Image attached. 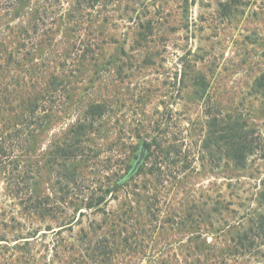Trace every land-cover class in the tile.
<instances>
[{
    "label": "rangeland",
    "instance_id": "rangeland-1",
    "mask_svg": "<svg viewBox=\"0 0 264 264\" xmlns=\"http://www.w3.org/2000/svg\"><path fill=\"white\" fill-rule=\"evenodd\" d=\"M27 1L0 51L32 28ZM60 3L0 114L13 133L57 78L0 157V264H264V0Z\"/></svg>",
    "mask_w": 264,
    "mask_h": 264
},
{
    "label": "trees",
    "instance_id": "trees-1",
    "mask_svg": "<svg viewBox=\"0 0 264 264\" xmlns=\"http://www.w3.org/2000/svg\"><path fill=\"white\" fill-rule=\"evenodd\" d=\"M75 1L78 6L76 12H79L80 10H82V8H91L93 10L94 8L99 6V4H101V0ZM27 2V0H0V16H2V12L4 11L6 12V17L9 16L10 12L18 11ZM35 5L36 7L31 8L32 12L30 13L31 16L33 15V13L37 15L35 17L36 20L33 21V24L31 25L32 28L30 30H27L25 28L23 29L24 33H21V30H18L16 32L13 28L10 29V27H8V30H11L10 34H15L13 40L14 46L11 47V49L7 48L5 51H0V114H2V112L15 113L16 108L13 107V104L19 101V94L24 90L27 82L25 77L17 75V73H15L14 71L23 72V62L28 55L27 53H25L27 45L30 44L33 38L39 35V32L42 31V27L46 26L50 20H53L52 16H56L58 13H60V9H58V7L61 5L60 0H43V3L37 2ZM71 18H76V16L73 15L71 16ZM81 44H84L87 48L94 45L93 41L91 40L81 41ZM31 70L32 67H29L27 70L25 69V71L28 72ZM56 83L57 78L51 80L50 87L52 86V88L47 97L43 96L42 99H35L34 101H32V103L28 104L27 107H25V103L21 102L20 113L15 117L16 123L18 125L13 126L15 131L13 133H2L0 135V157H8L12 153L8 152L7 150L9 142L14 141L16 143L22 144L26 141V137L28 135H31L30 127H32V125L41 126V117L37 113L39 107L38 101L43 102L46 100L53 102L52 99L54 98L53 100H55L57 97V93L59 92ZM36 102L38 104H36ZM27 112L28 117L23 119L24 113ZM1 117L2 116H0V118ZM144 147L146 148L147 154V152H149L150 150V146L147 143H144ZM65 160H68V157H66ZM142 164L143 162L141 163V165ZM140 166L136 170H134L135 165L131 167L130 171L120 181V184L123 185L126 181H128L130 177L136 174Z\"/></svg>",
    "mask_w": 264,
    "mask_h": 264
},
{
    "label": "water",
    "instance_id": "water-1",
    "mask_svg": "<svg viewBox=\"0 0 264 264\" xmlns=\"http://www.w3.org/2000/svg\"><path fill=\"white\" fill-rule=\"evenodd\" d=\"M145 155H146V149L143 147L141 149V153H140L139 159H138L137 163L135 164V169L134 170H136L141 165V163L143 162V160L145 158Z\"/></svg>",
    "mask_w": 264,
    "mask_h": 264
}]
</instances>
